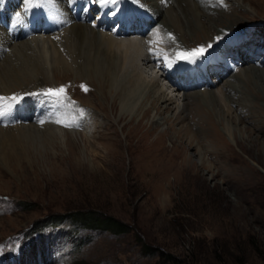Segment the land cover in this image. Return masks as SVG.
I'll return each mask as SVG.
<instances>
[{"label": "rangeland", "instance_id": "obj_1", "mask_svg": "<svg viewBox=\"0 0 264 264\" xmlns=\"http://www.w3.org/2000/svg\"><path fill=\"white\" fill-rule=\"evenodd\" d=\"M245 3L253 12L240 10L246 18L234 31L253 26L261 39L264 0ZM51 38H44L50 58ZM232 38L229 32L226 41ZM48 69V83L40 79L38 88L66 86L69 100L87 114L75 127L36 115L38 123H30L50 124L56 133L0 137L8 156H0V264H264V98L250 92L251 114L239 121L236 113L213 117L195 109L194 96L184 100L176 91L168 110L149 102L146 116L120 120L95 82L79 81L67 67ZM184 102L176 120L175 107ZM222 118L233 126V139ZM71 139L81 145L75 156ZM57 217L63 219L50 221ZM106 219L127 230L82 222Z\"/></svg>", "mask_w": 264, "mask_h": 264}, {"label": "bare ground", "instance_id": "obj_2", "mask_svg": "<svg viewBox=\"0 0 264 264\" xmlns=\"http://www.w3.org/2000/svg\"><path fill=\"white\" fill-rule=\"evenodd\" d=\"M87 1L92 0H0V34L6 35V37L10 36L2 26V22L5 20L14 28L15 34L12 38L10 36L11 41L0 42V52L3 54V47H11V51L0 58V95L11 96L13 93H25L9 116L0 117V137L12 135L15 131L19 134L20 139H32L42 134L51 136L56 133L50 127L49 122L48 127L44 124V129L39 124L30 123L34 121L36 113H44L38 110L40 103L31 106L32 104H29L31 101L25 102L29 98L26 94L31 90L38 91V87L42 85L40 79H43V83H48L49 65H53L54 70L67 67L73 71V74L75 73L77 78H82L79 81L95 82L98 93L102 98L111 100V107L117 110L120 120L131 121L138 115V112L142 111L143 116H146V110L151 106L158 112L164 111V109L168 110L176 102L179 95L164 82L162 67L157 63L161 57H152L149 51L146 52L149 47L148 41L155 39L153 33L149 36L146 35L141 40L122 36L121 34L127 33L126 28L116 36L109 34L98 25L104 24L102 20L121 7L118 6L119 4L102 5L100 14L103 19L100 20L99 17L90 19L86 12L91 9L81 11L78 6V2H85L84 6L90 5ZM145 1L149 3L147 9L154 13L157 11V15L160 16L158 22L167 27L166 31L174 34L176 40L181 43L182 47L179 51L196 49L201 42L211 44L210 49L214 48L211 53H206L207 57H203L195 63L177 61L173 64L175 67L183 65V68L190 64L185 74L195 75V79L201 86L191 92H182L186 83L182 84L180 77H176L173 86L178 92L183 93L181 94L183 99L189 100L194 96L196 99L193 103L194 108L201 106L205 110H209L213 117L219 115L224 117L225 114L236 113V119L242 121L243 115L249 116L245 113L251 114V108L246 109L245 106L253 105L254 96L251 97L250 92L264 98V55L260 56V53H264V37L260 39L261 36L257 35L259 34L258 29L254 31L253 26L245 28L242 32L234 31L240 21H245L243 17L246 18V15L239 11L253 12L249 8V4L245 3L246 0ZM39 2L42 6L40 14L46 15L48 26L56 33L57 41L61 42V44L59 41L51 42V52L53 53L51 58L47 41L41 38L35 29L37 22H34V18L39 16ZM55 4L62 10L54 11ZM70 4L76 5L75 9L73 7L74 10L70 9ZM6 5H10L14 10L21 8L23 12L15 20L14 13H7ZM92 7H96L94 3H92ZM231 9H233L232 12H230ZM130 24L129 27L127 25L129 34L134 33V31L131 32L132 27H138L135 20H131ZM229 32L233 38L231 41H226ZM27 35H30L31 38L28 39ZM159 37L166 41H171L174 38L173 35L169 36V33L165 36L159 34ZM217 37H221V39L217 40ZM231 56L232 59L229 58ZM258 56L261 61H258ZM148 63H153V66ZM217 64H228L230 67H236L237 71L231 74L227 68H217ZM244 64L246 65L244 66ZM148 66L151 67L148 68ZM199 70L217 74L220 78L223 77V84L220 85L221 82H216L217 80L213 78L210 79L211 81L205 82ZM221 88L231 94L226 95L227 93L221 91ZM149 102L151 106L147 107ZM233 103L237 104L238 109H234ZM185 107V102L175 107L177 109L174 114L176 120L182 119L180 112ZM47 108L48 111H53L52 106L51 109L50 106ZM76 108L84 109L78 105ZM204 109L203 112H205ZM86 114L85 110L83 115L75 113L77 121L79 122L80 118ZM26 120H29V123H25ZM153 120L155 123H162L161 117H157V115ZM222 121L225 123L224 131L233 139V126L224 122V118ZM196 135L197 133H192V136ZM196 138L199 143L202 137L196 136ZM71 140L72 155L75 156L80 152L81 145L79 141ZM4 152L0 149L3 161L8 159ZM64 254L65 252L62 251L61 256Z\"/></svg>", "mask_w": 264, "mask_h": 264}, {"label": "snow or ice", "instance_id": "obj_3", "mask_svg": "<svg viewBox=\"0 0 264 264\" xmlns=\"http://www.w3.org/2000/svg\"><path fill=\"white\" fill-rule=\"evenodd\" d=\"M93 2L105 5V4H117L119 0H93ZM114 14V13H113ZM171 34H169L170 36ZM155 37L154 40L148 41L151 43H156L159 41V30H156L153 33ZM217 40L221 39V37H217ZM212 47L211 44L207 46L201 45L196 49L177 51L173 54L175 57H169L167 53H164L162 49H149L150 53L154 56H163L164 62L168 67H171L177 61H187L191 63H195L197 60L202 59L204 55L207 53L208 49ZM84 90L87 91L85 86ZM26 95H35L37 97H43L45 102H48L52 105L53 111L49 114V120L52 122L63 125L64 127H75L76 124V116L75 113H79L83 115L84 109L76 108L75 102L70 101L66 94V86H60L59 88H48L41 90L36 93H28ZM22 99L21 94L13 93L11 96H3L0 95V117L9 116L16 106L17 103ZM46 121H40V123H45Z\"/></svg>", "mask_w": 264, "mask_h": 264}, {"label": "trees", "instance_id": "obj_4", "mask_svg": "<svg viewBox=\"0 0 264 264\" xmlns=\"http://www.w3.org/2000/svg\"><path fill=\"white\" fill-rule=\"evenodd\" d=\"M63 217H57V218H53L52 220L50 221H59V220H62ZM49 221V220H48ZM82 222H85L86 225H89L91 227H97V228H100L102 230H105V229H111V230H114L115 232H125L127 229H126V225L121 223V222H116V223H113L112 221H110V219H106V220H101V222H87V221H82ZM172 256H169V258H171Z\"/></svg>", "mask_w": 264, "mask_h": 264}]
</instances>
